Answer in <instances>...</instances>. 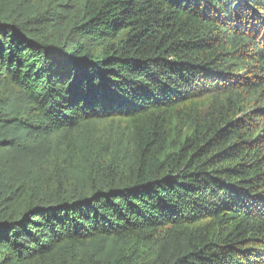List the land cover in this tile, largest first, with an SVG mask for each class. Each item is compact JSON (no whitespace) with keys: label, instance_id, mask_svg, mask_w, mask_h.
Instances as JSON below:
<instances>
[{"label":"trees","instance_id":"obj_1","mask_svg":"<svg viewBox=\"0 0 264 264\" xmlns=\"http://www.w3.org/2000/svg\"><path fill=\"white\" fill-rule=\"evenodd\" d=\"M0 264H264V0H0Z\"/></svg>","mask_w":264,"mask_h":264},{"label":"rangeland","instance_id":"obj_2","mask_svg":"<svg viewBox=\"0 0 264 264\" xmlns=\"http://www.w3.org/2000/svg\"><path fill=\"white\" fill-rule=\"evenodd\" d=\"M38 0H21L24 4L37 3ZM12 99H15L13 97ZM121 136L119 129L115 126L111 127L104 122L84 125L71 133L60 134L49 132L45 134L44 146L48 148V152L54 157L55 155L64 160L63 165H69L74 173L82 174L87 168L89 162L97 153L101 152V148L110 145L115 155L122 157L124 143L120 142ZM66 145L67 143H69ZM71 145L72 148H69ZM126 243L106 242L101 245H95L100 253L115 254L118 249Z\"/></svg>","mask_w":264,"mask_h":264}]
</instances>
